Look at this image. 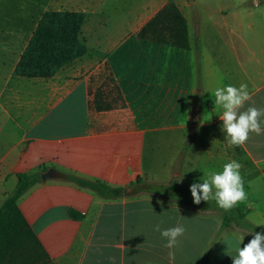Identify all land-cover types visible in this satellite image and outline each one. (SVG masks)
<instances>
[{"label": "crops", "instance_id": "crops-1", "mask_svg": "<svg viewBox=\"0 0 264 264\" xmlns=\"http://www.w3.org/2000/svg\"><path fill=\"white\" fill-rule=\"evenodd\" d=\"M72 1L87 15L83 57L48 78L22 77L14 70L25 50L24 30L14 27L15 41L2 48L13 59L0 74V205L19 173L54 170L18 201L46 264H232L236 238L243 236V247L252 236L222 227L215 213L192 209L182 193L236 160L246 219L264 223V125L259 135L250 132L242 145H230L210 93L246 84L249 99L241 110L264 109V3ZM168 4L187 20L188 49L138 37ZM93 25L96 52L88 44ZM98 89L111 107L96 106ZM63 173L127 193L104 197ZM70 208L83 217L72 218ZM156 224H183L186 231L165 247Z\"/></svg>", "mask_w": 264, "mask_h": 264}, {"label": "trees", "instance_id": "trees-1", "mask_svg": "<svg viewBox=\"0 0 264 264\" xmlns=\"http://www.w3.org/2000/svg\"><path fill=\"white\" fill-rule=\"evenodd\" d=\"M256 2L260 5L264 0H256ZM85 21V14L80 11H46L29 39L14 73L22 77L48 78L64 65L85 54L87 47L80 39ZM138 37L143 40L168 43L180 49L190 47L187 20L175 4L163 7L139 31ZM103 95V89H98L96 106L111 107L112 104L104 103ZM42 171L19 173L14 191L8 194L0 205V264H8L11 252L15 250L25 255L23 263L30 262L32 259L26 254L33 253L35 264L47 262L36 234L25 220L18 205L19 199L41 181ZM63 175L66 180L104 197L117 198L127 193L126 187H114L99 180H91L71 173H63ZM140 181L138 179L137 183ZM175 186L174 183L170 188L173 189ZM220 209L222 227H236L250 236L257 231L264 232L263 228L246 219L244 207L239 202L232 209ZM69 213L75 219L83 217V214L71 208Z\"/></svg>", "mask_w": 264, "mask_h": 264}, {"label": "clouds", "instance_id": "clouds-1", "mask_svg": "<svg viewBox=\"0 0 264 264\" xmlns=\"http://www.w3.org/2000/svg\"><path fill=\"white\" fill-rule=\"evenodd\" d=\"M210 93L214 96V106L223 122L225 139L230 145H242L250 132L258 135L261 133L264 109L249 106L246 110H241L249 99L246 84L239 87L231 84L218 86ZM241 167L238 161L231 160L223 164L221 171H211L203 177L202 182L192 183L190 192L193 201L197 204L201 200L215 201L216 205L224 210L232 209L238 202L244 201L247 194L240 173ZM255 225L264 223L258 222ZM154 231H158L166 240L165 247H173L179 243V238L185 234L186 229L183 224L163 229L160 224H156ZM236 239L237 245L231 255L232 264H264V232L252 233V238L243 247V236Z\"/></svg>", "mask_w": 264, "mask_h": 264}, {"label": "rangeland", "instance_id": "rangeland-1", "mask_svg": "<svg viewBox=\"0 0 264 264\" xmlns=\"http://www.w3.org/2000/svg\"><path fill=\"white\" fill-rule=\"evenodd\" d=\"M77 5L78 4L74 3L72 0H0V74L8 73L10 65L12 64V61L10 60H12L13 57L9 55L10 53H7L6 55L5 53L7 51H3L2 48H9L15 41L16 36L11 39V37L14 35L13 32L17 31L13 29L14 27H19L20 33H22L24 30L23 43L26 49L29 39L31 38L40 19L46 11H78L80 9H78ZM84 14L87 18L86 13ZM87 29H90L91 31V36H88L90 51L95 50L96 52V48H98L97 28L93 25ZM80 39L83 40L86 45V37L83 31H81ZM86 50L87 53L88 48H86ZM85 54L76 59L83 57ZM3 62L5 63L4 65ZM186 190L187 189H185V192L182 193L186 198V200H184V202L187 203L186 205L190 206L194 210L203 211L205 213H215L218 215V217H222L221 209L211 206L213 203L210 201L201 200L199 204H191L193 202L191 199L192 196L190 189H188V191ZM176 196L179 197L177 194ZM27 255L32 259V263H30L31 261L28 263H23L25 255L20 254L17 250H15L11 252L8 264H35L33 256L34 253L26 254V256Z\"/></svg>", "mask_w": 264, "mask_h": 264}, {"label": "water", "instance_id": "water-1", "mask_svg": "<svg viewBox=\"0 0 264 264\" xmlns=\"http://www.w3.org/2000/svg\"><path fill=\"white\" fill-rule=\"evenodd\" d=\"M52 174H54V170H51L50 172H47V173L42 174L41 175V178L42 179H46V178L52 176Z\"/></svg>", "mask_w": 264, "mask_h": 264}]
</instances>
